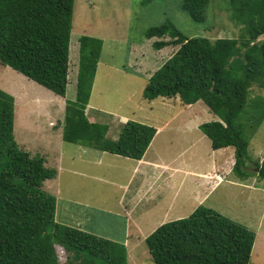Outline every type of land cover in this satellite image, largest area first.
Wrapping results in <instances>:
<instances>
[{
  "label": "trees",
  "instance_id": "16d2710c",
  "mask_svg": "<svg viewBox=\"0 0 264 264\" xmlns=\"http://www.w3.org/2000/svg\"><path fill=\"white\" fill-rule=\"evenodd\" d=\"M208 2L181 5L201 22ZM228 4L231 16L245 24V38L188 37L170 21L145 31L146 38H159L155 49L179 47L150 74L143 96L204 101L218 116L199 125L212 149L234 147L237 178L251 172L264 178V156L253 169L246 163L248 139L264 118V97L250 95L253 86L264 89V0ZM73 7L74 0H0V63L65 96ZM101 47L100 38L78 37L76 94L65 107L63 139L140 159L156 132L153 125L128 120L109 140V126L86 116ZM14 114L13 95L0 89V264H59L56 245L67 252L64 264H127L123 243L58 221L56 198L42 187L56 170L17 145ZM255 236L246 225L198 205L188 216L159 225L145 242L155 264H249Z\"/></svg>",
  "mask_w": 264,
  "mask_h": 264
},
{
  "label": "rangeland",
  "instance_id": "374dc122",
  "mask_svg": "<svg viewBox=\"0 0 264 264\" xmlns=\"http://www.w3.org/2000/svg\"><path fill=\"white\" fill-rule=\"evenodd\" d=\"M228 6V0H209L205 19L198 22L182 8L181 0H74L65 96L0 63V89L14 97L13 134L17 145L30 155L44 157L45 164L56 170V176L42 185L56 198V218L84 230L92 226L89 232L123 243L127 264H155L145 237L162 223L188 216L198 205L208 206L253 230L256 236L249 264H264V178L252 172L245 178H237L233 165L229 174L221 173V177L203 178L196 173L206 170L214 158L224 162L227 154H234L232 146L221 152L212 150L209 138L200 128L185 132L179 129L184 119L201 123L218 119L204 101L199 100L191 104L189 112L185 110L171 118L170 124L156 136L157 140L165 139L163 147H156L171 167L178 164L174 158L182 152V146L189 144L191 149L182 158L195 173L186 176L175 172L167 181V175L160 176L165 179L159 181L161 188L154 198L142 200L132 215L127 214L117 201L121 188L102 180L108 177L124 181L129 171L125 166L127 161L121 163L120 156L84 143L66 141L62 136L65 107L76 94L78 37L85 34L101 39L85 113L89 121L107 124L109 129L105 136L115 140L123 117L126 121L157 125L166 122L180 102L178 96L152 100L143 96L150 74L179 47L169 45L155 49L152 43L159 38L148 39L145 31L170 21L188 37L238 38L243 35L245 38V24L231 16ZM250 91L251 96L264 97L262 88L253 86ZM198 134L202 138L198 139ZM167 140L172 143L170 147ZM248 140L246 163L253 169L255 162L264 156V118ZM137 178L136 175L131 178L135 179L132 187L138 183ZM136 218L141 230L134 225ZM55 248L59 264H64L67 252L59 245Z\"/></svg>",
  "mask_w": 264,
  "mask_h": 264
},
{
  "label": "crops",
  "instance_id": "0c3cea01",
  "mask_svg": "<svg viewBox=\"0 0 264 264\" xmlns=\"http://www.w3.org/2000/svg\"><path fill=\"white\" fill-rule=\"evenodd\" d=\"M180 102H179V105H177L175 108V110L176 109L177 110L174 111V113L170 116V118L166 122L160 123L157 125L150 122V125H153L156 128V134H155V136H153L148 148L146 149L144 155L140 159H134V158H129L126 156L115 154V155L121 157V159H120L121 163L123 160L127 161V164H125V166L129 167V171H128L127 178H125L124 181L111 180L108 177H103L104 179L102 178V180L104 182H108L114 186H118L119 189L121 188L120 190L122 192L119 195L117 201H118L119 205L123 206L124 210L126 209V211H128V212L124 211L127 214L130 213V215H132V212L142 202V200L154 198L153 197L154 194L157 193V191H159V189L161 188L162 183H160L159 181L162 179L163 180L165 179V178H161L160 176L167 175V177H166L167 179H165V181H167L168 179H170L173 176V174L175 172H183V175H186V176L191 174V172H194L191 170L189 162L185 161L182 158L183 157L182 155L184 153L190 151L191 147L189 144L188 145L184 144L182 146V149H183V150H181L182 152L179 153L174 158V161L178 162V164H176L174 167H171L172 164L169 161L165 160L159 154L160 150H158L156 147V146H158L161 148L165 145V139L157 140L156 136L159 133H161V131L165 128V126L168 125V123L170 124L171 118H173L176 114L184 112L185 110L187 112H189V109L192 108L194 105V103H193V105L182 104L183 102L181 100H180ZM122 120H123L122 123H124V122H126L127 118L123 117ZM199 123H201V122H199L198 120L191 121V119H187V121H185V119H184L183 121H181V123H180L181 125H179V129L180 130L182 129L183 132H185L186 130H189L190 128H195L196 130H198L199 125H200ZM197 138L198 139L202 138V135L198 134ZM209 141H210V139H209ZM167 142L169 143V147H170L172 145V143H170L168 140H167ZM210 145H211V141H210ZM225 148H227V147H225ZM222 149H224V148L212 149V150H216V151L219 150V152H221ZM103 152L106 153V151H103ZM213 156H215V155L212 154V157ZM219 157H220V155H219ZM233 163H234V154L229 153L226 155L224 162H220V161H218V158H214L213 161L211 160V164L209 165V167L206 170H202V172H196V173L199 175H202L203 178H205L209 175L210 176L216 175L218 177H221V173L229 174V172L231 170V166L233 165ZM168 170L170 171V173H168ZM135 175L138 176V178H137L138 183L133 184V187H132L131 186L132 182H134L135 179L132 180L131 178L134 177ZM130 186H131V189L129 188ZM66 220L71 222V220H68V219H66ZM133 221H134V225L136 226L137 230H141L142 227L138 223L137 218H136V220L133 219ZM91 227H89L90 229L87 228L86 230L90 231ZM153 227H155V224L152 226V228H150V230H152ZM123 242L125 243V240Z\"/></svg>",
  "mask_w": 264,
  "mask_h": 264
}]
</instances>
